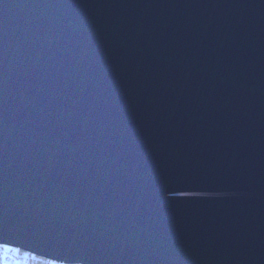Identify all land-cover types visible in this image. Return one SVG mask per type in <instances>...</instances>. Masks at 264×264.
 I'll use <instances>...</instances> for the list:
<instances>
[{"label":"water","instance_id":"95a60500","mask_svg":"<svg viewBox=\"0 0 264 264\" xmlns=\"http://www.w3.org/2000/svg\"><path fill=\"white\" fill-rule=\"evenodd\" d=\"M0 236L264 264V0H0Z\"/></svg>","mask_w":264,"mask_h":264},{"label":"snow or ice","instance_id":"6c2138e0","mask_svg":"<svg viewBox=\"0 0 264 264\" xmlns=\"http://www.w3.org/2000/svg\"><path fill=\"white\" fill-rule=\"evenodd\" d=\"M186 195H191L193 193H184ZM15 243L13 240L0 236V264H26L28 259L37 260V255L33 254L35 250L24 251L21 254L20 247L11 246ZM58 257H53L48 254H44L43 258L39 260L40 264H59Z\"/></svg>","mask_w":264,"mask_h":264},{"label":"trees","instance_id":"16d2710c","mask_svg":"<svg viewBox=\"0 0 264 264\" xmlns=\"http://www.w3.org/2000/svg\"><path fill=\"white\" fill-rule=\"evenodd\" d=\"M38 257V256H37ZM42 257H38L37 260H32V259H28L26 261V264H40L39 260L41 259Z\"/></svg>","mask_w":264,"mask_h":264},{"label":"rangeland","instance_id":"374dc122","mask_svg":"<svg viewBox=\"0 0 264 264\" xmlns=\"http://www.w3.org/2000/svg\"><path fill=\"white\" fill-rule=\"evenodd\" d=\"M24 251L23 250H21V254L23 253ZM59 264H61V263H59Z\"/></svg>","mask_w":264,"mask_h":264}]
</instances>
